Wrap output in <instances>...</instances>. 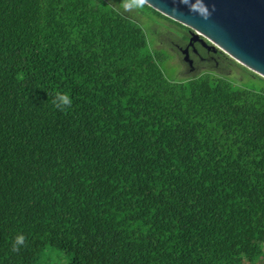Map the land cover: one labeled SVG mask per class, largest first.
<instances>
[{"label": "trees", "instance_id": "obj_1", "mask_svg": "<svg viewBox=\"0 0 264 264\" xmlns=\"http://www.w3.org/2000/svg\"><path fill=\"white\" fill-rule=\"evenodd\" d=\"M107 2L0 0V264L261 263L264 87L168 79Z\"/></svg>", "mask_w": 264, "mask_h": 264}, {"label": "water", "instance_id": "obj_2", "mask_svg": "<svg viewBox=\"0 0 264 264\" xmlns=\"http://www.w3.org/2000/svg\"><path fill=\"white\" fill-rule=\"evenodd\" d=\"M190 30V42L221 51L264 78V0H140ZM183 60L191 65L186 51Z\"/></svg>", "mask_w": 264, "mask_h": 264}, {"label": "rangeland", "instance_id": "obj_3", "mask_svg": "<svg viewBox=\"0 0 264 264\" xmlns=\"http://www.w3.org/2000/svg\"><path fill=\"white\" fill-rule=\"evenodd\" d=\"M107 4L126 14L142 27L150 48L159 53L160 66L168 79L185 81L209 73L229 79L243 87H264L263 82L251 71H248L242 65H237L238 63H233L230 57L220 54H216L213 58L210 57L209 61L206 62V66L200 68L196 74L188 72V64L176 49V44L183 45L185 29L158 17L135 0H108ZM41 258L48 259V264H67V260L62 253L50 249L44 251Z\"/></svg>", "mask_w": 264, "mask_h": 264}, {"label": "flooded vegetation", "instance_id": "obj_4", "mask_svg": "<svg viewBox=\"0 0 264 264\" xmlns=\"http://www.w3.org/2000/svg\"><path fill=\"white\" fill-rule=\"evenodd\" d=\"M191 34L190 30L185 31V37L183 39V45L176 44V49L184 58L183 51H186L190 60L191 65L188 64L187 71L196 74L200 68L206 66V62L209 61L210 57H214L216 54H219L218 51H214L213 49H209L203 46L202 43L190 42Z\"/></svg>", "mask_w": 264, "mask_h": 264}, {"label": "clouds", "instance_id": "obj_5", "mask_svg": "<svg viewBox=\"0 0 264 264\" xmlns=\"http://www.w3.org/2000/svg\"><path fill=\"white\" fill-rule=\"evenodd\" d=\"M71 103L69 96L66 93H61L59 91H56L54 93V99H53V104L57 108H62L66 107ZM24 242V236L23 234H17L12 243V249L16 250V247L18 245H22Z\"/></svg>", "mask_w": 264, "mask_h": 264}, {"label": "built area", "instance_id": "obj_6", "mask_svg": "<svg viewBox=\"0 0 264 264\" xmlns=\"http://www.w3.org/2000/svg\"><path fill=\"white\" fill-rule=\"evenodd\" d=\"M259 264H264V259L262 260V262L261 263H259Z\"/></svg>", "mask_w": 264, "mask_h": 264}]
</instances>
